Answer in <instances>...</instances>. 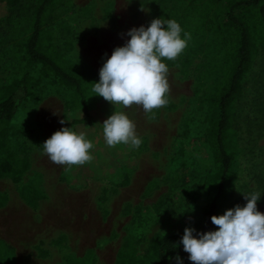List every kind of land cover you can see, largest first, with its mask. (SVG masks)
<instances>
[{"label": "rangeland", "instance_id": "1", "mask_svg": "<svg viewBox=\"0 0 264 264\" xmlns=\"http://www.w3.org/2000/svg\"><path fill=\"white\" fill-rule=\"evenodd\" d=\"M154 1L66 0L49 26L52 43L66 63L83 62L99 77L104 61L130 39L126 33L149 26ZM14 22L0 31V85L22 78L26 70L21 59L24 23ZM201 64V57H193L189 66H168L169 103L152 114L137 105L113 104L134 121L142 139L139 148L131 149L136 169L127 187L89 179L81 190L60 180L67 165L54 164L42 146L64 128L67 92L40 76L39 67L29 69L38 86L32 96L22 98L15 118L0 125L11 151L30 164L20 183L0 179V202L5 205L0 240L13 250L15 264H66L69 257L87 254L92 264H116L128 239L138 241V252L144 254L165 224L182 223L187 207L202 210L210 204L217 183L205 138L207 106L199 97L211 82L198 87ZM242 96L235 132L228 138L238 156L218 204L227 210L244 206V195L258 191L257 208L264 213V56L246 74ZM35 182L42 195L37 202L31 197Z\"/></svg>", "mask_w": 264, "mask_h": 264}, {"label": "trees", "instance_id": "2", "mask_svg": "<svg viewBox=\"0 0 264 264\" xmlns=\"http://www.w3.org/2000/svg\"><path fill=\"white\" fill-rule=\"evenodd\" d=\"M18 1L0 0V8L4 9V5L6 9L0 18V31L3 24L15 21L16 26L19 20L24 23L21 59L26 67L22 78L0 85V125L15 118L23 97L32 96L39 81L33 80L29 69L39 67L40 76L50 78L53 84L67 92L64 128L85 134L94 145L90 150L92 161L84 165H67L60 180L74 190L83 189L89 179L107 180L113 186L127 187L136 169L132 147L124 144L110 147L103 133L104 121L121 111V107L95 96L93 83L99 82L98 75L83 62L66 63L52 43L49 26L55 22V13L64 7L66 0H32L25 4ZM150 12L151 21L175 19L191 34L184 52L176 60H165V63L170 67L189 66L193 57H201L198 87L207 80L211 82L199 98L207 106L205 138L211 152V176L217 183V191L204 209L187 207L180 217V225L165 224L151 238L144 254L138 252V241L128 239L117 253L116 264H176V256L183 264H194L188 259L189 254L183 250L180 240L186 227L198 232L217 230L218 226L213 225L210 218L227 210L218 204V200L238 156L228 138L233 137L239 119L237 105L243 97V80L256 60L264 56V0H156ZM29 169L28 160L11 151L7 132H0V179L18 184ZM39 182L33 187V202L42 198L37 187ZM0 264H15L13 250L2 241ZM66 264H92V255L69 257Z\"/></svg>", "mask_w": 264, "mask_h": 264}, {"label": "clouds", "instance_id": "3", "mask_svg": "<svg viewBox=\"0 0 264 264\" xmlns=\"http://www.w3.org/2000/svg\"><path fill=\"white\" fill-rule=\"evenodd\" d=\"M126 35L130 39L104 61L93 91L112 105H137L152 114L169 103L170 70L165 60H176L187 48L191 34L175 19L156 18L149 26L134 27ZM103 133L110 147L124 144L139 148L142 144L134 121L123 111L104 121ZM42 146L57 165H84L93 159L92 141L68 127L56 131ZM261 194L250 192L244 195V206L213 215L211 223L217 230L198 232L186 227L180 244L188 259L194 264H264V213L257 208ZM174 259L183 264L179 256Z\"/></svg>", "mask_w": 264, "mask_h": 264}, {"label": "crops", "instance_id": "4", "mask_svg": "<svg viewBox=\"0 0 264 264\" xmlns=\"http://www.w3.org/2000/svg\"><path fill=\"white\" fill-rule=\"evenodd\" d=\"M4 179V178H3ZM3 208H5V205H4V203H2V202H0V210L1 209H3ZM6 225H7V221H6ZM1 241V240H0ZM3 242V241H2Z\"/></svg>", "mask_w": 264, "mask_h": 264}]
</instances>
